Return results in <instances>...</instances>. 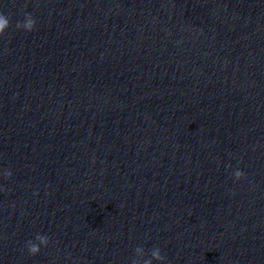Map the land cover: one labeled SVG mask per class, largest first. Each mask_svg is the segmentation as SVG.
Listing matches in <instances>:
<instances>
[{
	"label": "clouds",
	"instance_id": "obj_1",
	"mask_svg": "<svg viewBox=\"0 0 264 264\" xmlns=\"http://www.w3.org/2000/svg\"><path fill=\"white\" fill-rule=\"evenodd\" d=\"M36 21L34 18L31 16V14H26V19L24 22H17L16 27L17 28H23L27 31H32L34 29ZM10 26V21L7 16H5L3 13H0V35H3L5 30ZM234 177L236 180L241 179L244 176V173L241 170H236L234 172ZM5 176L10 177L11 172L7 171L5 172ZM36 239L40 240V243L43 244L44 246H47L49 243V238L45 235H37ZM28 247V252L30 255H36L40 251V244L36 243H27ZM141 249L137 247L136 251H140ZM152 257L155 258L156 260H164L165 257L161 255V250L157 247L155 250L152 252ZM145 264H151V260H146Z\"/></svg>",
	"mask_w": 264,
	"mask_h": 264
}]
</instances>
